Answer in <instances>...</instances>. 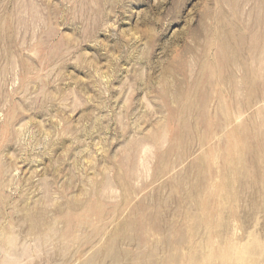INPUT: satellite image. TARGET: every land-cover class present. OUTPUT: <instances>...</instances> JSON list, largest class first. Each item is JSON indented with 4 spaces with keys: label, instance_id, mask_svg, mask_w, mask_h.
I'll return each mask as SVG.
<instances>
[{
    "label": "rangeland",
    "instance_id": "374dc122",
    "mask_svg": "<svg viewBox=\"0 0 264 264\" xmlns=\"http://www.w3.org/2000/svg\"><path fill=\"white\" fill-rule=\"evenodd\" d=\"M0 264H264V0H0Z\"/></svg>",
    "mask_w": 264,
    "mask_h": 264
}]
</instances>
